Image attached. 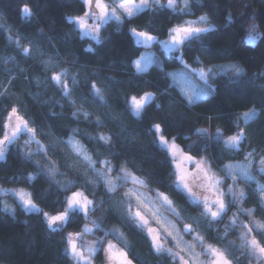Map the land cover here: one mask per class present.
Returning <instances> with one entry per match:
<instances>
[{
  "label": "trees",
  "instance_id": "16d2710c",
  "mask_svg": "<svg viewBox=\"0 0 264 264\" xmlns=\"http://www.w3.org/2000/svg\"><path fill=\"white\" fill-rule=\"evenodd\" d=\"M189 2V14L153 10L141 13L130 22L126 21L119 26L113 22L101 30L104 43L97 45L89 39H78L65 20L68 15L82 14L79 0H0V25L3 26L0 28V85L8 90V95L0 98V123L6 117L7 106L10 103L17 104L21 114L38 129L40 134L37 139L51 146L47 157L41 153L34 160L39 162L41 168L45 164L55 163L60 173L55 179L61 184L76 181L72 191L82 190L89 194L87 188L81 187L84 173L87 172L89 178L94 177L82 159L66 143L69 137H74L93 157L101 155L115 165L117 161L108 155L110 148H114L116 153H120L121 161L127 162L130 172L142 179H148L151 191L159 190L170 196L180 216L184 218L183 223H192V217L199 221V224L193 226L204 236L205 243L226 247L231 241L233 246L229 251L236 256L235 264H255V261L245 259L237 251V246L241 243L237 235L239 229L229 232L224 239L220 238L224 235L229 217L237 212V208H232L223 223L208 228L207 220L200 215V208L188 199L183 190L172 189L174 164L163 149L154 146L153 137L148 134V130L153 123L163 120L162 127L166 128L169 138L176 137L180 147L186 149L193 142L204 144L203 140L193 134L196 128H208L214 133L218 126L230 134V129L235 130L234 125L239 114L254 107L261 112V117L253 121L247 129L250 146L243 145L241 153L234 160L224 162H245L243 154L252 149L264 154V78L260 75L264 72V3L261 0ZM24 4L32 8L34 19L22 18L20 9ZM229 12L232 13L231 23L227 21ZM204 14L216 26L215 33L208 34L203 42L195 41L190 47L185 46L181 52L171 55L155 46L161 58L160 66L153 64L146 73H136L132 61L151 48L137 44L129 31L131 28L149 31L159 41H165L169 39V29L185 21H197ZM253 14L256 15L255 23L261 38L254 45H249L245 39L247 29L252 23L249 17ZM9 35L13 41L19 40L21 46L32 48L33 56L24 57L17 44L9 42ZM89 46L95 52H87ZM37 48L43 53L42 56L36 54ZM49 56L54 58V64H58L60 68H69L70 74L77 75L80 87L73 95L75 107L48 82L47 77L51 70L46 72L41 60H46ZM181 56L193 68L236 63L244 69L245 74L234 78L229 70L218 73L212 81L215 92L196 105L189 106L167 76L170 71L185 69ZM9 73L15 76L11 85L7 84ZM112 80L117 83L109 86ZM89 81L102 90L105 103L101 104L92 96L87 83ZM130 81H135L140 87H135ZM144 91L155 93L156 99L148 108L147 115L137 120L127 111L125 98L141 95ZM157 104L163 105V110L156 108ZM78 109L90 113V117L85 119L80 114L78 119H74L72 112ZM97 117L102 121L99 127L96 124ZM240 123L242 125V121ZM73 129L79 131L74 133ZM100 133L111 135L113 144L104 147L95 139H90ZM28 150L36 152V149H25L24 142L20 140L18 144L11 146L7 158L0 160V191H27L39 208L55 215L61 210L62 201L71 195V191H62L45 175H40L34 182L28 181L25 177L38 171L37 164L22 155ZM202 155L213 159V168L223 178L224 173L220 171L218 163L220 150L211 145ZM256 159L259 160V157ZM228 180L230 179H226L227 182ZM240 189L250 197L243 206L255 207V183H241ZM123 192V189L117 191L111 201L120 199ZM89 198L98 203L101 199L104 201L103 208L98 209L92 218L102 221L106 229L116 228L122 232L146 264H172L167 258H156L144 235L132 230L122 222L118 213L111 210L110 198L103 187L97 188L95 196L89 195ZM227 200H231V197L228 196ZM4 203L15 209V213L5 212L2 207ZM257 218H261L259 213ZM239 219L246 221L247 218L241 214ZM173 220L182 228L179 217L174 216ZM73 231H76L75 225L67 226L63 232L50 231L42 215L26 213L15 199H4L0 196V264H73L65 254V237ZM91 237L100 239L103 233L97 232ZM113 243L119 245V241L115 239ZM95 264H103V254L97 255ZM136 264H140L139 259Z\"/></svg>",
  "mask_w": 264,
  "mask_h": 264
},
{
  "label": "snow or ice",
  "instance_id": "6c2138e0",
  "mask_svg": "<svg viewBox=\"0 0 264 264\" xmlns=\"http://www.w3.org/2000/svg\"><path fill=\"white\" fill-rule=\"evenodd\" d=\"M79 2L81 3L82 14L68 15L65 20L73 35L78 39H89L97 45L104 43L101 30L106 29L113 22L119 26L126 21L130 22L141 13L153 10H170L173 13L189 14L191 7L189 0H166V2H162V0H138V2L137 0H79ZM261 2L264 3V0ZM20 12L23 19H34L35 14L27 4L23 5ZM249 19L252 23L247 29L245 42L254 45L261 38V34L257 32L256 15L253 14ZM227 21L232 22L231 12L228 13ZM0 28L3 26L0 25ZM4 31H10V29H4ZM129 31L137 44L148 47L153 43H159L164 52L171 55L181 52L185 46L190 47L195 41L203 42L208 34L215 33L217 28L204 14L199 17L198 21H185L183 24L169 29V39L166 41H159L149 31H140L136 28H131ZM8 40L10 43L17 44L24 57L31 58L33 56L32 48L21 46L19 40H12L11 35L8 36ZM86 51L95 52V49L89 46ZM36 54L43 55L38 48ZM53 59L49 56L46 60H41L45 71L51 70L47 77L48 82L53 89L59 91L61 96L67 99L70 105L75 107L76 101L73 99V95L80 87V81L77 75L70 74L69 68H60L58 64H54ZM197 61L199 62V58ZM7 62L5 61V63ZM181 62L184 63L185 71L168 73L167 76L175 83L177 77L183 80L190 72L204 85L196 89H181L182 99L189 106L196 105L215 92L212 81L218 73L227 69L233 73L234 78L242 77L245 74L244 69L235 64L218 65L214 71L213 68L207 66L193 68L182 60V56ZM72 63L74 64L75 60ZM152 64L160 66V62L151 54L132 61V66L138 75L146 73ZM21 71L24 70L21 69ZM260 75L264 78V72ZM9 76L7 84L11 85L15 76H12L11 73ZM36 82L39 84V80ZM87 83L92 96L101 104L105 103L102 90L94 82L89 81ZM114 83L117 81L112 80L109 86ZM129 83L137 88L140 87L135 81ZM7 95V87L0 85V98ZM33 98L37 99V97ZM155 99V93L149 91H144L141 95L126 96V109L131 116L141 120L147 115V110L152 106ZM156 108L163 110V105L157 104ZM5 112L6 117L0 123V160H5L10 153L11 146L18 144L27 135L28 139L24 141L25 149L35 143L37 150L35 153L30 150L24 151L22 155L25 159L33 160L37 164L38 171L36 174H29L25 178L34 182L39 179L40 175H45L51 183L62 191H71V195L66 196L62 201L60 211L56 212L55 215H50L38 207L30 193L23 190H4L5 194L12 191L19 207L26 213L35 212L42 215L50 231L63 232L67 226L75 225L76 231L68 233L65 237V254L73 261V264H95V258L98 254H103V264H136L138 259L140 264H146V261L139 257L138 253L127 242L122 232L116 228L106 229L103 227L102 221L92 218L98 209L103 208L104 201L101 199L98 203L96 200L90 199L89 195L95 196V190L100 187L105 189L110 198L111 210L118 213L122 222L132 230L144 235L156 258H167L172 264H235L236 256L229 251L233 242L230 241L226 247L205 243L204 236L193 226L199 224V221L192 217V223H183L184 218L180 216L170 196L157 190L156 197L161 206L179 217L182 222V228L175 224L169 226L170 222H167L159 210L154 207L151 197L139 191L140 188L150 187L148 179H142L130 172L127 168V162L121 161L120 153H116L114 148H110L108 155L117 161L115 165L112 164L111 160L101 155L93 157L84 146L75 141L74 137H69L66 143L82 159L94 177L89 178L88 173H84V181L81 187L87 188L89 194L82 190L72 191V188L76 186V181H67L61 184L59 180L55 179L60 174L55 163L45 164L41 168L39 162L34 160V157L41 153L47 157L51 146L37 139L40 134L38 129L33 127L32 122L21 114L17 104L10 103ZM80 114L85 119L90 117V113L82 111V109L73 111L72 117L78 119ZM260 117L261 112L254 107L240 113L237 117V123L234 125L235 130L230 129V134L218 126L214 133L208 128H196L193 134L203 140L204 144L198 145L193 142L188 144L186 149L180 147L176 137L169 138V135L166 134V128L162 127L163 120L160 123H153L148 130V134L153 137L154 146L163 149L164 153L174 163L172 189H182L188 199L200 208V215L207 220L208 228H214L215 225L223 223L232 208H237V212L229 217L224 235L220 238L224 239L229 232L239 229L237 235L241 243L237 246V251L243 254L245 259L255 261V264H264V184L256 181L252 169L255 167L257 173L264 177V154L257 149H252V151L243 154L247 163H225L224 160H234L235 156L241 153L243 145L249 144L250 146L247 129L253 121ZM96 124L98 127L102 125L99 117H97ZM72 131L75 133L79 130L73 129ZM90 139H95L104 147L113 144V137L103 133L95 138L90 137ZM211 145H215L220 150L218 163L220 171L224 173L223 178L214 170L213 159L202 155ZM257 157H259L258 161ZM241 178L257 183L255 207L246 208L243 206L250 197L239 188ZM226 179L232 180L233 183L226 184ZM129 183L134 187L127 188ZM122 188L125 189L122 197L111 201V197ZM228 196L231 197V200H226ZM2 207L5 212L15 213V209L10 208L6 203ZM257 213L260 214V219L257 218ZM241 214L247 218L246 221H240L239 216ZM97 232H102L103 237L91 242L84 239L86 235H95ZM184 235H192L193 241L191 243L185 241ZM108 237L119 241V245L123 246L113 243V239H108ZM196 242H199V246H201L200 252L195 250Z\"/></svg>",
  "mask_w": 264,
  "mask_h": 264
},
{
  "label": "rangeland",
  "instance_id": "374dc122",
  "mask_svg": "<svg viewBox=\"0 0 264 264\" xmlns=\"http://www.w3.org/2000/svg\"><path fill=\"white\" fill-rule=\"evenodd\" d=\"M137 2H138V0H137ZM198 21V20H197ZM0 23H1V21H0ZM168 40V39H167ZM166 41V40H165ZM139 45H141V46H143L142 44H139ZM155 46H158L163 52H164V50H163V48H162V46L159 44V43H153V44H151L150 46H148V47H145V46H143V47H145V48H151L150 50H145L144 52H143V54L138 58V59H140L142 56H145V55H147V54H151V55H153L154 56V58L156 59V60H158L160 63H161V58H160V56H159V54H158V52L155 50ZM165 53V52H164ZM167 54V53H166ZM184 64V63H183ZM237 65L236 63H226V64H220V65ZM153 65V64H152ZM151 65V66H152ZM216 66H218V65H215V66H213V67H211V68H213V70L215 71L216 70ZM185 71V69H180V70H173V71H170L169 73H181V72H184ZM226 71H228L227 69H225L224 71H222V72H220L219 74H221V73H225ZM173 82V81H172ZM173 85L175 86V87H177L178 89H179V91L181 92V89L182 88H184V89H196V88H200V87H203L204 85H203V83L195 76V75H193L192 73H188L187 74V76L186 77H184L183 78V80H181V78L180 77H177V82H173ZM28 139V136L27 135H25L21 140L24 142L25 140H27ZM29 148H32V149H36L37 150V145L35 144V143H32L31 145H30V147ZM258 161V160H257ZM238 163H247L246 161L245 162H238ZM174 164V163H173ZM235 164V163H234ZM215 170V169H214ZM216 171V170H215ZM217 172V171H216ZM252 173H253V175L256 177V181H258L260 184H264V177H261L260 175H259V173H257V171H256V168L255 167H253V169H252ZM217 174H218V172H217ZM219 175V174H218ZM256 181H251V182H249V181H245L243 178H241L240 179V181H239V188H240V185H241V183H249V184H254L255 183V187L257 188V183H256ZM226 182V184H232L233 182H232V180H228V182L227 181H225ZM134 186L131 184V183H129L128 185H127V188H133ZM123 189V188H122ZM124 191H125V189H123ZM182 190V189H181ZM226 190V189H225ZM24 191V190H23ZM139 191L140 192H142V193H144L146 196H149V197H151V200L154 202V207L156 208V209H158L159 210V212H160V214H161V216L167 221V222H170V224H169V226H171V224H175L176 225V223L174 222V220H173V217L174 216H176L175 214H173L172 212H170V211H168V210H166V208L165 207H163V206H161V203H160V201L157 199V197H156V192H153V191H151L149 188H140L139 189ZM25 192H27V191H25ZM28 193V192H27ZM2 195V197L4 198V199H7L8 197L9 198H13V199H15V201L17 202V199L14 197V195L12 194V191H8L7 192V194H5V191L4 190H1L0 191V196ZM226 200H227V197H226ZM133 204H134V206H135V202L133 201ZM177 226V225H176ZM84 239L86 240V241H89V242H91V241H94V240H97V239H94V238H92L91 237V234H89V235H86L85 237H84ZM183 239L185 240V241H187V242H189V243H191L192 241H193V237H192V235H184V237H183ZM197 243V247H196V251L197 252H200L202 249H201V246H199V242H196Z\"/></svg>",
  "mask_w": 264,
  "mask_h": 264
},
{
  "label": "water",
  "instance_id": "95a60500",
  "mask_svg": "<svg viewBox=\"0 0 264 264\" xmlns=\"http://www.w3.org/2000/svg\"><path fill=\"white\" fill-rule=\"evenodd\" d=\"M27 213H30V212H27Z\"/></svg>",
  "mask_w": 264,
  "mask_h": 264
}]
</instances>
